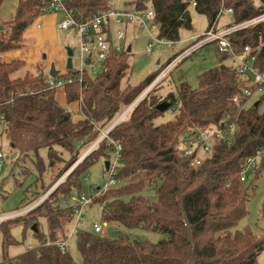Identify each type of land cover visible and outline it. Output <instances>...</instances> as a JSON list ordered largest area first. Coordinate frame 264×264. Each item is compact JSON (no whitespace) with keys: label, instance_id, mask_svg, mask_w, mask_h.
I'll return each mask as SVG.
<instances>
[{"label":"trees","instance_id":"1","mask_svg":"<svg viewBox=\"0 0 264 264\" xmlns=\"http://www.w3.org/2000/svg\"><path fill=\"white\" fill-rule=\"evenodd\" d=\"M4 2L0 0V9ZM43 2L18 0L13 16L0 20V56L24 48L26 31L43 16ZM66 5L79 22L114 9L112 0H69ZM151 7L159 38L174 43L181 40L182 30L193 28L191 9L206 17L207 31L218 25L226 9L233 10L228 27L264 14V0H128L122 11L143 13ZM107 35V70L95 77L87 72L82 84L64 88L67 105H80V118L58 103L57 89H49L40 66L37 74L20 76L17 73L25 68L24 61L4 62L0 57V108L6 116L2 142L16 155L10 163L14 179L34 176V185L47 193L110 128L121 109L129 107L158 77L160 71L138 85L125 83L130 52L115 51L113 24ZM229 40L237 54L249 47L255 68L264 74V20L232 33ZM212 45L218 66L202 73L196 88L184 81L177 94L165 97L153 89L46 200L28 214L0 224L1 264H258L264 251V229L261 236L250 228L235 229L247 216L255 191L254 182L247 185L241 180V170L248 158L264 149V96L250 104L243 89L253 85L238 77L233 61ZM76 76L71 69L56 78ZM20 93L23 96H17ZM164 101L170 103L165 112L176 108L177 114L156 124L165 113L157 106ZM224 122L236 125L235 135L216 137L202 163L193 165V157L182 154L185 137L209 127L225 129ZM110 140L122 147L116 176L119 184L102 190L92 204L104 205L102 219L107 223L156 232L163 238L155 244L120 230L108 238L78 228V263L70 250L63 252L57 245L69 240L75 221L74 210L61 208L59 201L75 191L83 192V177L100 160H105L106 168L116 150ZM263 170L264 158L256 168L255 180ZM23 185L15 179L17 188ZM147 190L154 191V201L145 195ZM42 196L37 194L23 208ZM261 219L264 222V207ZM19 222L24 238L30 232L38 243L10 258L7 250L18 244L13 225Z\"/></svg>","mask_w":264,"mask_h":264},{"label":"rangeland","instance_id":"2","mask_svg":"<svg viewBox=\"0 0 264 264\" xmlns=\"http://www.w3.org/2000/svg\"><path fill=\"white\" fill-rule=\"evenodd\" d=\"M127 1L128 0H112L113 8L116 10H123ZM17 3L18 0H5L0 9V20H9L14 14V10L17 6ZM191 13L193 19V28L191 30L181 31V40L179 42L173 43L175 52H172L170 50L168 44L157 43V40H160L158 29L153 32V38H151L147 31L140 30L139 28L137 29L132 25L121 26V29L125 31L126 35L125 39L123 40V45L125 46V49L130 52V70L127 74V77L125 78V83H129L131 85H138L142 81H144L148 76L156 74L160 71L158 74L159 76L168 67L169 63L172 62L175 55L182 52L183 50H186L187 48L191 47L195 42L202 39V36L207 32L208 21L205 16L199 15L193 9H191ZM231 22L232 16L227 13L223 14L219 21V27L221 29L217 28V30H225L226 28H228V25ZM58 37L59 41L62 44L65 43L66 48H70L73 52V65L75 69L78 68L80 66V42L78 36L73 33V31H59ZM37 42L38 44H36L35 39L28 38L26 40L24 49L29 52L31 47L35 46L36 44L37 51L40 49L41 54L43 53V55H52L53 53H56L57 45L56 43H54L53 40H49L47 42L46 40H42ZM150 43L154 44V47L152 49V52L148 53L147 49ZM215 47V45L210 44L197 50L194 54L184 59L175 68H173L172 71L168 72L153 88L150 89L148 93L155 89L157 90V94L162 97L167 96V94L169 93L177 94L180 84L184 81L187 82L191 87L196 88L198 86L199 76L205 71H208L218 66V58L215 51ZM24 49L22 51L23 53L26 52L24 51ZM17 51L11 52L13 53ZM40 66L41 68H44V70L47 68V62L42 55L40 57ZM27 72L37 74L38 68H36V66L33 69L26 67L20 72H18L17 75L22 76ZM48 75L49 72L46 74V77H48ZM89 75L91 77L96 76L91 72H89ZM149 87H147L142 92V94ZM258 98L259 96L255 95L250 100V104H253ZM262 107H264V103L262 104ZM68 108L75 113L76 117H80V113L75 112L72 107ZM127 108L123 107L121 111L116 115L115 119H117ZM131 112L132 111H130L124 119H126ZM176 114V108L170 109L169 111L165 112L163 116L159 117L155 121V123L161 124L168 122L172 120ZM2 144L3 151L6 157L3 162V165L0 166V217H4L25 210L26 208L24 209L23 207L24 205H26V203L30 202L34 197H36L37 194H40V196L44 194V191L42 190L40 185H34V176H30L27 179H23L20 176H16L15 179L24 182V185L18 188L15 186V179L10 175V163L15 160L16 155L10 152V148L6 145L5 142H2ZM92 146L93 145L84 150L82 152V155ZM255 171L256 169L250 171L248 175V182H246L247 185L251 184L252 182L255 183V191L247 207L248 214L243 220H241L235 230L242 231L245 228H250L255 235L261 236L263 234L264 229V222L261 219V209L264 207V170L261 172L260 176L256 180ZM107 180L108 174L105 168V160H100L98 163L92 166L88 170L87 174H85V176L83 177V192L87 195H91L98 188H102L107 182ZM51 189H49L48 192ZM47 193H45L42 197L38 199V201H36L32 205L39 202ZM145 195L151 201H154L156 199L153 190H147L145 192ZM83 214L86 217V222L79 225L80 230L93 232L92 222L94 220H98L103 225V232L101 233V235L108 238H112L114 236V232L118 230L128 233V235H130L133 239L148 240L155 244L163 238L161 234L156 232L145 231L142 229L127 230L123 227H119L115 223L105 222L102 219V207L98 203L86 207L83 211ZM2 223L3 222H0V224ZM73 228L69 236L70 253L76 260V262L80 263L81 256L77 248L76 232H73ZM13 236L18 242V244L11 246L7 250V254L10 258H14L20 255L21 253H24L29 248L36 247L38 243L30 232L27 237L24 238L21 222L13 225ZM1 243L2 237L0 234V262H2L3 256ZM258 264H264V251L260 254L258 258Z\"/></svg>","mask_w":264,"mask_h":264},{"label":"built area","instance_id":"3","mask_svg":"<svg viewBox=\"0 0 264 264\" xmlns=\"http://www.w3.org/2000/svg\"><path fill=\"white\" fill-rule=\"evenodd\" d=\"M69 0H44L41 7V13L43 15L48 13H62L63 19L59 23V29L63 31H73L79 38L80 42V56L79 62L80 66L78 68H73L77 73L76 78L65 77V78H53L50 75L46 78V83L49 86V89H59L65 88L66 86L78 82L83 83L84 76L87 72H91L95 75H98L106 71V61L110 53V42L108 40V30L110 27H116V46L115 51L119 54L124 49L123 40L125 38V31L121 29L122 25L128 23H135L138 25L140 30L147 31L151 38H153V32L158 29V26L155 22V12L151 7L149 10L143 13H137L134 11H122V10H110L105 13H98L88 19L85 22H79L75 18V11L71 8H68L66 3ZM232 14V9H226L223 11V14ZM264 20V14L256 18H253L249 21H245L238 25H233L225 30H217L216 27L208 30L203 36L202 39L194 43L191 47L183 50L182 52L175 55L172 62L169 63L168 67L158 76V78L153 82L151 88H153L168 72L172 71L179 63L184 59L190 57L200 48L216 44L218 50L229 57L233 61L238 77H240L245 83L253 85V88L246 86L244 87V98L246 100L252 99L255 95L264 96V74L255 68V57L250 56V48L246 47L244 49V54H237L229 40V36L237 31H240L244 28L257 24ZM157 43L168 44L170 50L175 52L174 42L166 41L163 39L157 40ZM154 44L150 43L148 45V53L152 52ZM17 96H23L22 93ZM238 99H235L237 101ZM133 110V109H132ZM131 110V111H132ZM128 108L119 116L126 117L129 113ZM118 117V118H119ZM209 127L203 130L191 131L184 139V146L182 148V154L185 157H193L192 164L199 166L204 156L209 153L214 145V139L216 137L220 139H226L227 137H233L236 133V125L233 123H222V128ZM6 128V116L1 111L0 108V166L3 165L5 160V153L3 151L2 136ZM112 130V129H111ZM110 128H108L101 135V142L105 138H109ZM100 143V142H99ZM98 143V144H99ZM93 146L87 150L73 166L74 169L82 160L88 156L97 146ZM110 144L115 146V154L113 158L109 161V168L107 170L108 180L102 188H98L94 191L93 194L87 195L84 192L75 191L70 194L69 197L62 198L59 201V206L61 208H72L75 213V221L73 232L79 228V225L86 222V217L83 214V211L86 207L92 205L93 200L101 194L102 190H106L112 187H116L119 184V180L116 178L118 173V166L121 160V150L122 147L120 144L115 143L110 140ZM264 158V149L258 150L257 153L246 160L242 170H241V180L243 182L248 181V175L251 170H255L261 159ZM71 169V170H72ZM64 179H60L56 184L62 183ZM55 184V185H56ZM54 185V186H55ZM54 189V188H53ZM52 190V189H51ZM50 191L36 204L22 210L4 217H0V222H5L10 219H15L21 216L28 214L32 208L39 206L44 200L49 197ZM102 209L104 205H101ZM93 231L96 234H101L103 232V225L98 221L94 220L92 222ZM57 245L63 252L70 250L69 240L64 242H57ZM1 264V262H0Z\"/></svg>","mask_w":264,"mask_h":264},{"label":"crops","instance_id":"4","mask_svg":"<svg viewBox=\"0 0 264 264\" xmlns=\"http://www.w3.org/2000/svg\"><path fill=\"white\" fill-rule=\"evenodd\" d=\"M62 19H63L62 13L45 14V15L41 16L36 21V23L33 25V27H31L30 29H28L26 31L25 36H24L25 37V43H26V40L28 38L35 39L36 44H38L37 41L46 40V42H47L49 40H53L54 43H56V45H57L56 53H53L52 55H49V54L43 55V53L41 54L40 49L37 51V45L35 44V46L31 47L29 52L26 49H24L25 48V46H24L23 49L26 52L23 53L22 52L23 49L18 50L17 52H13V53L7 52V53H4L0 56L1 59L4 62H13V61H17V60L18 61H24L25 62V68L29 67V68L33 69V68H35V66H36V68H38L40 66V57L42 55L47 62V68L45 70H44V68H41V72L45 78H48V77H46V74L48 72L50 75V70H51L52 66H55V69L59 73L66 74L68 71L67 62L69 59V51H71V49L66 48V44L65 43L62 44L59 41V37H58L59 31H63V30L59 29L58 26H59V23L61 22ZM2 21H7V20H2ZM130 25L134 26L137 29L139 28L138 25L135 23L125 24V26H130ZM217 26H216V29L217 28L221 29L219 27V23ZM113 27H114V30L116 32V27L115 26H113ZM63 32H72V31H63ZM73 33H75V32H73ZM15 53H17V54H15ZM72 58H74V54H73ZM227 63H228V61H227ZM73 68H74V65H73ZM45 72H46V74H45ZM56 98H57L58 103L61 106L72 107L75 112L80 113V105L78 103L72 104L70 106L67 105L64 88L57 89Z\"/></svg>","mask_w":264,"mask_h":264},{"label":"water","instance_id":"5","mask_svg":"<svg viewBox=\"0 0 264 264\" xmlns=\"http://www.w3.org/2000/svg\"><path fill=\"white\" fill-rule=\"evenodd\" d=\"M73 52L72 51H69V59H68V62H67V69L68 70H71V69H73ZM58 71L55 69V66H52L51 67V70H50V76L51 77H53V78H56L57 77V75H58ZM150 89H151V86L142 94V95H140L139 96V98H137V100L136 101H134V103L132 104V105H130L129 107H128V111H131L147 94H148V92L150 91ZM258 104L256 103V106H257ZM170 108V103L169 102H167V101H164V102H161L158 106H157V110H159L160 112H165L166 110H168ZM122 118L123 117H119V118H117V119H115V121L113 122V124L110 126V130L111 129H113L116 125H118L121 121H122ZM101 140V138H99L94 144H93V146H95V145H97L99 142H101L100 141ZM92 146V147H93ZM91 147V148H92ZM109 164H110V162L109 161H107L106 162V170H108V168H109ZM73 171V169L72 170H70L62 179H65L71 172ZM61 183H59V184H56L53 188H52V190H50V195H51V193H53L55 190H56V188L60 185ZM34 208H32L31 209V211L33 210ZM33 230L34 231H36L37 229H36V226L34 225L33 227Z\"/></svg>","mask_w":264,"mask_h":264}]
</instances>
